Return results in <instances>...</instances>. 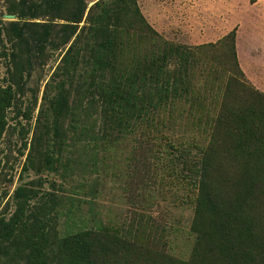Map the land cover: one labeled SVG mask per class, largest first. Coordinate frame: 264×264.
<instances>
[{"label":"rangeland","instance_id":"1","mask_svg":"<svg viewBox=\"0 0 264 264\" xmlns=\"http://www.w3.org/2000/svg\"><path fill=\"white\" fill-rule=\"evenodd\" d=\"M260 38L264 3L251 0H0V264H66L65 241L76 250L75 237L101 232L185 264H251L254 236L232 250L216 222L201 239L204 178L190 170L200 155L173 149L209 142L199 120L217 113L211 91L224 80L208 72L227 74L232 53L242 70L239 43L254 74ZM166 45L197 53L192 86L162 92L151 112L119 80ZM100 245L122 264H167Z\"/></svg>","mask_w":264,"mask_h":264},{"label":"trees","instance_id":"2","mask_svg":"<svg viewBox=\"0 0 264 264\" xmlns=\"http://www.w3.org/2000/svg\"><path fill=\"white\" fill-rule=\"evenodd\" d=\"M251 1L256 3L259 0ZM228 40H231L234 51L233 40ZM196 54L190 48L166 45L137 63L138 67L125 80L120 76L119 81L136 89L147 102L148 109L154 112L160 107L155 102L159 101L158 96L162 92L168 93L175 86L191 88L188 72L195 67ZM232 54L233 66L227 74L218 70L212 71V75L211 71L208 72L212 82L224 80L220 81L223 87L219 85L217 91H211V105L217 107V113L213 118L207 115L199 120L210 131L209 142L204 146L181 145L173 152L177 150L178 155H182L187 150H193L200 155L199 164L193 162L190 170L201 174L204 178L201 185L206 187L203 190L205 197L199 196L196 201V223L202 229L201 239L205 240L208 230L211 232L212 226L220 222L224 246L237 250L241 243L254 236L255 243L250 244L251 249L244 251V258L251 264H264V94L249 85ZM170 59L175 60L174 66L169 63ZM190 93L194 103H204L199 97V90L195 95L193 90ZM203 118H206L205 121ZM253 168L262 173L256 183H252L251 176L247 175ZM241 187L247 189L243 191ZM109 238L110 234L105 232L78 235L74 244L78 243L80 247L76 250L68 245V239L63 255L66 264H122L121 254L103 248L101 241L129 248L131 255L143 260L155 259L154 254L167 264H185L162 248L160 255L155 254L154 249L159 246L138 242L135 237L124 236L123 232Z\"/></svg>","mask_w":264,"mask_h":264},{"label":"crops","instance_id":"3","mask_svg":"<svg viewBox=\"0 0 264 264\" xmlns=\"http://www.w3.org/2000/svg\"><path fill=\"white\" fill-rule=\"evenodd\" d=\"M263 3L264 0H259L257 3H255V6L256 7L261 6ZM240 34H241V28L238 29V36H237L238 42H239ZM260 39H261L260 45L254 48V52H258L260 54L259 58L255 59V63H256L255 65L257 68L255 69L254 74L249 71V69L241 60L239 43L237 45V49H238L239 63L246 78L256 89L264 93V38H260Z\"/></svg>","mask_w":264,"mask_h":264}]
</instances>
